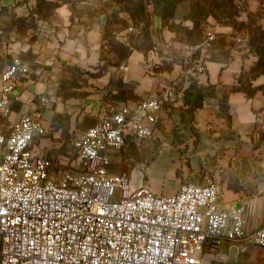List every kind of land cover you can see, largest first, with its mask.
Returning <instances> with one entry per match:
<instances>
[{
	"label": "built area",
	"instance_id": "built-area-1",
	"mask_svg": "<svg viewBox=\"0 0 264 264\" xmlns=\"http://www.w3.org/2000/svg\"><path fill=\"white\" fill-rule=\"evenodd\" d=\"M202 66L186 70L196 78ZM28 65L13 59L0 75V119ZM164 88L133 109L110 107L72 146L84 171L72 178L50 176L48 160L34 140L43 133L39 107L0 125V264H202L224 242H251L264 251V222L247 230L241 208L221 209L214 182L184 185L170 195L131 188L126 174H110L108 153L129 136L151 135Z\"/></svg>",
	"mask_w": 264,
	"mask_h": 264
},
{
	"label": "rangeland",
	"instance_id": "rangeland-1",
	"mask_svg": "<svg viewBox=\"0 0 264 264\" xmlns=\"http://www.w3.org/2000/svg\"><path fill=\"white\" fill-rule=\"evenodd\" d=\"M1 1L8 3L7 7L10 3L21 4L25 11L36 12L39 19H81L83 26H86L82 29L101 20L105 52L103 59L108 64L117 65L120 69L125 66L131 51L138 50L143 53L151 49L154 52V66L166 69L172 75V80L163 87L174 88L178 84L182 85L184 96L162 102L153 124L150 125L151 135L148 138L129 136L123 146L111 152L116 163L111 165L113 169L110 173L126 174L131 188L143 186L157 195L174 194L184 185L214 182L219 185L226 199L224 201L229 202L231 208L235 206L234 201L238 202L236 206L242 209L248 230L264 222V218L260 216L261 211L254 210L260 199L259 193L253 197L247 194V190L254 192L258 188L246 189L240 185L241 182H263L264 167L260 156H241L237 150L241 144L234 138L230 142L233 146L232 152L226 153L223 147L224 137L229 139V135L219 134L217 131H213L217 139L212 137V141L209 140L208 143L206 138L198 139L191 114L196 93L191 85L184 84L197 81L198 77H186V70L195 65L205 69V54L215 46L216 31L221 32L224 29L234 38L233 42L228 43L229 48L236 51L248 49V52L260 57L257 69H264V0ZM174 18L193 23L203 21L212 25L204 29V34L198 30L191 33L193 40H199L204 35L197 50L185 49V55L170 47L157 50L160 35L152 30V21ZM167 27L172 34L186 33L172 25ZM224 45L227 44L223 41L216 43L220 51L224 49ZM220 53L216 58L212 56L213 60H223V54ZM10 62L7 55L0 54V75ZM254 71L256 72L252 70L251 73ZM206 92V89H201L203 95ZM214 92L212 91V96ZM43 100L44 105L40 108L43 133L34 140L33 147L37 154L48 160L50 176L58 180L67 175L75 178L83 173L84 167L72 142L79 139L95 123L89 117L82 116L83 110L80 107L72 109L64 105L56 108L54 114H50V98ZM142 101L146 100L140 102ZM11 121L12 118L6 122ZM198 146L205 153H197ZM241 191L245 192L244 198L238 195ZM221 247L223 248L217 252L206 254L202 264H264V251L251 242L225 243ZM219 252L223 256L216 261L215 257Z\"/></svg>",
	"mask_w": 264,
	"mask_h": 264
},
{
	"label": "crops",
	"instance_id": "crops-1",
	"mask_svg": "<svg viewBox=\"0 0 264 264\" xmlns=\"http://www.w3.org/2000/svg\"><path fill=\"white\" fill-rule=\"evenodd\" d=\"M7 4L0 0V54L7 55L11 61L20 59L25 62L29 74L18 81L17 93L10 99V116L0 119V125L10 124L32 112L35 107H39V100L45 98H50V114L64 105L72 109L80 107L82 116L89 117L96 124L108 114L110 107L133 109L141 100L154 98L172 80L168 70L154 66V52L151 49L143 53L131 51L125 66L120 69L117 65L108 64L103 59L105 52L101 20L82 29L86 26H83L81 19H39L36 12L25 11L21 4L10 3L9 7ZM168 25L186 33L172 34L167 30ZM208 26L212 25L175 18L159 19L158 22L153 20L151 23L152 30L160 35L157 50L170 47L181 51L183 55L187 53L185 49L197 50L204 40V35L199 40L191 39V33L198 30L204 34ZM219 31H216L217 40L213 50L211 48L205 54L207 62L204 72L197 81L184 82L185 85H191L196 93L195 104L191 106L192 122L196 124L198 139L206 138L207 143L212 141V137L217 139L213 131L229 135V139L224 137L226 153L232 152L230 142L234 138L241 144L237 148L241 156L250 158L259 155L264 167V69H257L259 56L248 52V49L232 50L228 43L233 42L234 38L227 34V29ZM221 41L227 44L222 51L216 46ZM219 53L223 54L221 57L224 59L213 60ZM252 70L256 72L251 73ZM181 87L179 84L175 87L179 94L176 98L185 94ZM201 89L207 90L205 95ZM212 91H215L213 96ZM11 118L10 123L6 122ZM199 148L197 153H205ZM111 152L108 153L109 173L113 169L111 165L116 163ZM262 179L263 182H241L240 185L246 189L258 188L254 192L247 190V194L253 197L259 193L260 199L254 210L261 211L260 216L264 218V177ZM220 190L221 209L240 208L236 206L237 201L231 208L229 202L224 201V193ZM244 194L241 191L238 195L244 198ZM222 256L223 253L219 252L215 260Z\"/></svg>",
	"mask_w": 264,
	"mask_h": 264
}]
</instances>
